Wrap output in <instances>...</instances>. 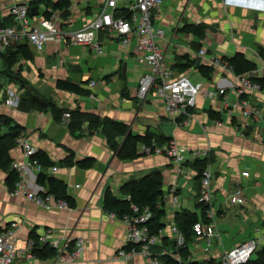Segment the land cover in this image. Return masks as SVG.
Wrapping results in <instances>:
<instances>
[{
	"label": "crops",
	"instance_id": "obj_1",
	"mask_svg": "<svg viewBox=\"0 0 264 264\" xmlns=\"http://www.w3.org/2000/svg\"><path fill=\"white\" fill-rule=\"evenodd\" d=\"M29 2L0 0V23L13 24L8 11L11 4L29 5ZM71 2L67 18L62 19L59 12L52 13L62 19L58 22L65 31L87 25L101 12L104 0H77L76 6L74 0ZM45 9L44 5H40L37 14H31L33 24L46 18L43 16ZM152 23L164 31L161 46L166 52L167 64L173 65L176 57L184 54L196 58L198 49L203 47L206 54L201 57L200 64L214 68L211 79L202 76L196 67L179 74L173 73V76L185 75L192 82L203 81L206 90L216 86L226 87L225 94L215 98L198 95L195 106L189 109L188 114L179 117L178 120L184 121L181 124L167 117L163 101L153 92L145 100L135 96L144 72L134 52L135 39L129 46H123L114 33H97L101 52L91 46L67 44L65 41H49L41 52H35L29 46L33 58L17 59L10 66L12 72L19 74L24 81V86L16 77L0 74V115L23 127L21 136L35 150L45 152L56 167L53 170L52 166L40 165L38 169L24 156L21 146H14L10 157L26 165L25 172L20 173L21 192L17 194L8 190L5 185L7 172L0 170V231L16 224L13 239L15 247L22 251L12 264H150V257L142 255L139 250H129L127 259L117 256L120 249L126 250L130 245L126 244L127 224L123 218L103 208V198L108 189L125 198L122 187L126 183L154 171L162 174L163 197L160 205L166 214L162 219L161 239L150 247V252L152 258L160 262L163 255L171 254L176 258V248L172 247L176 239L171 231L175 212L187 209L196 212L199 221H203L198 204L201 182L196 179L195 159L189 156L190 151L195 149H207V157L213 158L208 166L212 177L211 207L215 233L210 237L193 234L187 243L189 260L221 264L224 251L249 239L259 238L264 231V90L245 95L248 103L260 111L259 117L242 116L237 111L229 115L227 106L237 100L229 86L235 80L231 73L212 65L216 58L231 57L241 52L256 64L253 75L264 78V10L227 5L221 0H162L159 8L152 13ZM185 24L205 25L204 37L183 32L181 28ZM82 51L90 55L84 62L80 58ZM114 51L118 55H112ZM92 54H102L103 57L93 58ZM3 64L1 60L0 68ZM59 80L79 84L94 96L59 89ZM90 80L96 81V85L92 87ZM28 81L32 82V88L26 85ZM3 88L17 94L25 90L26 96H30L29 90H32L48 98L43 99L57 108L123 122L134 134L143 135L149 131L162 135L156 125L161 120L171 122L174 126L169 137L188 155L185 163L187 175L180 174L166 155L143 153L142 144L137 146L140 156L120 159L109 146L106 136L99 130H90L87 121L83 120L80 126L72 128L69 120L56 119L49 106H42L44 109L40 110L21 108L13 103L9 105L7 101L8 104L2 102L5 98ZM211 110L219 116L211 118ZM71 155L73 162L94 158V165L82 169L65 163ZM245 170L249 173L247 176L242 175ZM40 172L54 176L66 185L68 195L74 200L73 207H58L53 197L49 207L45 208L27 198V193L46 192V187L37 183ZM237 186L243 189L244 202L233 205L228 196ZM191 198L195 201L193 208ZM47 231L51 234L48 240L58 239L66 249L73 248L77 240H82L84 248L80 258L64 263L55 262L53 257L38 259L33 253V256H28L30 235L35 233L39 237ZM258 247H264V238ZM250 258L255 259L257 255Z\"/></svg>",
	"mask_w": 264,
	"mask_h": 264
},
{
	"label": "built area",
	"instance_id": "obj_2",
	"mask_svg": "<svg viewBox=\"0 0 264 264\" xmlns=\"http://www.w3.org/2000/svg\"><path fill=\"white\" fill-rule=\"evenodd\" d=\"M224 4L235 5L256 11L264 10V0H221ZM162 0H104L101 12L90 21L87 25L75 30L65 31L61 28L56 16L42 18L36 24L31 22L29 16V6L24 3H13L9 6V15L13 20L12 25L0 28V65L1 54L9 47H14L18 43L25 41L35 52L44 50L46 43L65 41L67 44L87 45L93 47L96 51L101 52V46L97 41V33L104 31L106 33H114L119 36L123 46H129L132 39H135L134 52L138 57L139 63L142 65L144 72L139 79V84L135 96L140 100H145L150 93H154L159 97L166 109L167 117L181 124L183 120H178L180 116L188 114L190 108L195 106L196 97L203 94L206 97L215 98L224 95L226 87L216 86L210 90L204 89V82L190 81L185 75L173 76L172 68L166 62V52L161 46L164 38V31L157 28L152 23V13L158 9ZM124 8L127 10L126 16H116V10ZM206 54V49L200 47L197 55L202 57ZM212 65L219 67L231 73L235 83L229 86L234 90L237 100L227 106V113L233 114L237 111L242 116L259 117L260 111L253 105L249 104L245 95L247 93L263 91L264 87L260 83L253 81L250 77L253 73L246 75H236L231 66L223 58H216L212 61ZM90 85H96L95 81H91ZM3 93L8 94V103L17 105V95L15 92L4 88ZM69 112L62 115L63 120H68ZM16 144L21 146L23 154L26 158L32 155L36 150L23 136H19ZM142 152L145 154H164L177 166L180 174L186 176V166L188 155L178 146L175 140L171 139L163 146H154L153 148L142 145ZM208 150L195 149L190 151L189 156L194 159H202L207 157ZM11 166L18 172H22L26 165L21 162L12 161ZM56 170V167L52 168ZM247 170L242 172L243 176H247ZM211 170L208 166L202 172L201 193L198 202L207 205L206 217L209 223L196 222L193 231L198 236L210 237L215 233L214 227V211L211 207ZM21 182V181H20ZM21 183L17 184V188L12 194L21 192ZM174 191V188L172 189ZM27 198L34 201L42 207H49V202L53 200L52 195L42 196L36 193H27ZM176 199V197H174ZM228 200L233 205H240L244 202L243 189L240 186L235 187L229 194ZM58 207H66L64 200L57 199ZM135 212L132 217L125 216L123 220L127 224L126 244H139L140 253L150 257V264H162L158 259L152 258L150 247L155 245L162 236L161 230L158 234H150L147 222L151 217L148 208H144L141 212L136 206H133ZM16 224L0 231V264H12L17 255H21L22 251L15 247L14 232ZM172 234L176 239L177 246L183 245V237L177 227L172 225ZM50 231L38 237L41 244L48 243L49 246L56 250L53 257L55 262H73L80 258L83 251L82 240H77L71 249L59 244L58 239L48 240ZM264 238V231L258 238L249 239L241 244L224 251L221 258V264H246L250 257L258 250L260 240ZM33 242L30 239L27 245V255H32ZM134 250V249H133ZM130 251L120 249L117 256L127 259ZM33 256V255H32Z\"/></svg>",
	"mask_w": 264,
	"mask_h": 264
},
{
	"label": "trees",
	"instance_id": "obj_3",
	"mask_svg": "<svg viewBox=\"0 0 264 264\" xmlns=\"http://www.w3.org/2000/svg\"><path fill=\"white\" fill-rule=\"evenodd\" d=\"M72 0H30L29 2V16H31L30 8L34 7L36 14L40 5H44L46 9L43 12V16L49 18L53 12H59L60 17L65 19L69 16V8L72 4ZM48 8V9H47ZM116 16H126L127 10L119 8L116 10ZM8 26V24H1L0 28ZM205 25L203 24H185L181 30L188 34H194L198 37H204ZM198 48V47H197ZM200 49V48H199ZM198 49V50H199ZM3 58V59H2ZM33 54L27 43H18L14 47H9L4 53L1 54V60H3V68H0V74L3 73L9 78L16 77L19 83L24 86V81L19 77V74H14L10 69L11 65L17 59L31 60ZM227 61L228 65L232 67L234 74L246 75L251 74L256 70V64L246 58L241 52H236L231 57H223ZM2 66V65H1ZM196 67L197 71L207 79H211V75L214 72V68L210 65L195 64V58L189 54H184L176 57L175 63L171 66L173 73L179 74L185 70ZM15 75V76H14ZM253 81H256L264 87V78L252 76ZM57 88L74 92L76 94L88 95L89 90L83 88L81 85L73 83L68 80H59L57 82ZM25 96V95H24ZM56 119L62 118L63 113L69 112V126H80L83 120L88 122V128L99 130L106 136L109 146L116 152V155L120 159H134L141 154L137 151L139 144L153 148L154 146H163L171 140V137L164 135H157L147 131L145 134H134L131 132L130 127L119 121L112 120L110 118L99 116L92 113H79L73 111H67L66 109L57 108L53 103L48 105ZM18 107L27 108L32 107L36 109H44L33 97L25 96L20 99ZM211 118H217L219 115L214 111H209ZM219 120V119H218ZM5 128L4 130H2ZM23 127L18 124H13L12 121L3 115H0V170L7 172L5 178V185L10 192H13L17 188V184L21 181L20 173L11 166L12 158L10 157V150L16 146V140L22 135ZM121 139V141H119ZM73 156L66 158V162L69 165L75 164L79 168L89 169L94 165V158L87 157L76 162L71 159ZM30 163H37L43 167H53L54 162L48 157V155L41 151L36 150L28 158ZM213 161L212 157H205L202 159H195L193 167L196 169V179L201 182L202 172ZM37 183L43 187H46V192L39 193V195L46 196L52 195L55 200L61 199L67 203L68 207L74 206V200L71 198L66 190V185L54 176H49L45 172H40L37 175ZM162 174L160 171H154L146 174L138 179H134L126 183L122 188L126 194L125 198L116 196L110 189H108L103 198V208L113 213L120 218L125 216L132 217L134 215L133 206H136L141 212L144 208H148L151 217L147 222V227L150 234H158L164 227L162 219L164 218L166 211L160 205V201L163 197L162 191ZM201 207L204 223H209V219L206 217L207 206L198 203ZM199 216L196 212L179 209L174 214V224L183 237V245L177 246L173 242V246L176 250L174 254L177 257H173L171 254L163 255L160 257L162 264H203L197 261L189 260V249L187 243L191 240L194 231L193 226L196 222H199ZM33 244L32 253L38 259H49L56 255V250L48 244H39L38 236L35 233L30 235ZM139 250V244H130L126 247V250ZM257 258H250L246 264H264V247L255 251Z\"/></svg>",
	"mask_w": 264,
	"mask_h": 264
},
{
	"label": "rangeland",
	"instance_id": "obj_4",
	"mask_svg": "<svg viewBox=\"0 0 264 264\" xmlns=\"http://www.w3.org/2000/svg\"><path fill=\"white\" fill-rule=\"evenodd\" d=\"M81 1V0H80ZM77 0H74V5L76 6L77 5ZM54 16V15H53ZM57 18V20H59L60 22L62 21V19L60 18H58V17H56ZM34 51V50H33ZM118 55V52L117 51H114V52H112V55ZM90 55H88L85 51H82V53H81V55H80V58H82L81 60H83V62L85 61V59H86V57H89ZM91 57H93V58H97V57H103V55L102 54H92L91 55ZM131 82H132V79H129ZM91 81V80H90ZM89 81V82H90ZM96 82V81H95ZM32 84V82L30 81H28L27 83H26V85H29V87L30 88H32L30 85ZM32 86H36L35 84H33ZM4 89V88H3ZM131 91H132V88H131ZM5 94V93H4ZM16 95H17V105L16 106H18V103H19V101H20V99H22V98H24L25 96H26V94H25V90L24 91H22L21 93H15ZM42 98H44V99H46V100H49L48 98H46V97H44L43 95H41L40 93H38ZM25 95V96H24ZM88 95H90L92 98H93V93H90V94H88ZM8 94L6 93L5 94V98L3 99V101L2 102H4V103H7L6 101H7V99H8ZM129 96V95H128ZM28 97V96H27ZM8 104V103H7ZM13 105L12 103H9V105ZM17 145V144H16ZM38 169L40 168V165L39 164H37L36 162L35 163H33ZM25 169L26 168H24L23 170H22V172H21V174L22 173H24L25 172ZM20 173V172H19ZM192 199V205H191V207L193 208V206H194V198H191ZM189 247L191 248V250L193 249L194 250V247H193V245H192V243H189ZM193 254H195V252L193 253ZM254 255V254H253ZM252 255V256H253Z\"/></svg>",
	"mask_w": 264,
	"mask_h": 264
},
{
	"label": "water",
	"instance_id": "obj_5",
	"mask_svg": "<svg viewBox=\"0 0 264 264\" xmlns=\"http://www.w3.org/2000/svg\"><path fill=\"white\" fill-rule=\"evenodd\" d=\"M30 12L32 15H36V11L34 7L30 8ZM201 62V57L197 56L195 58V63L196 65L200 64ZM29 94L31 97H33L41 106H48L49 102L45 101L40 95H38L37 93L33 92L32 90H29ZM173 123L168 122L166 120H161L156 127L161 131L162 135L169 137L170 136V132L173 128Z\"/></svg>",
	"mask_w": 264,
	"mask_h": 264
}]
</instances>
